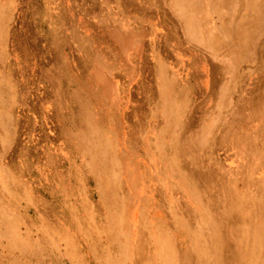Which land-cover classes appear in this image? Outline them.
I'll return each instance as SVG.
<instances>
[{
    "label": "rangeland",
    "instance_id": "rangeland-1",
    "mask_svg": "<svg viewBox=\"0 0 264 264\" xmlns=\"http://www.w3.org/2000/svg\"><path fill=\"white\" fill-rule=\"evenodd\" d=\"M197 2L0 0V264H130L152 187L264 264V0Z\"/></svg>",
    "mask_w": 264,
    "mask_h": 264
},
{
    "label": "bare ground",
    "instance_id": "bare-ground-1",
    "mask_svg": "<svg viewBox=\"0 0 264 264\" xmlns=\"http://www.w3.org/2000/svg\"><path fill=\"white\" fill-rule=\"evenodd\" d=\"M179 21H181V24H183L181 19ZM183 22H187L188 24L186 26L184 24L181 25L182 28H185L183 31L189 32L188 26L190 24V20L185 19ZM240 22L243 21L241 20ZM245 22L247 23L246 19ZM231 25H234L233 27L236 28L238 27L239 24L238 22H235L234 24L231 23ZM192 41L193 40L191 39V42ZM149 179L151 180V182L154 181L152 176H150ZM150 193H151V201H149L147 207H144L146 209V216L143 218V215L140 214L138 217L137 225L131 227L130 235L132 236L133 239L130 240L129 242L130 245H132V247L130 246L131 253L128 257V263L130 264H187V263L188 264H221L222 262L226 261L225 255L217 254L216 247L213 246L210 237H205L200 233L199 230H201V227L198 223L195 225L193 236L189 235L188 222H190L191 219L197 220L195 214L190 213L189 209L185 208L184 215L186 216L187 220L185 219V220L176 221L175 216H172L171 213H169V211L167 210L165 211L164 206L162 205L164 204L165 201L161 202L160 205L158 204L157 197L160 195V192L152 187V191ZM184 196L190 199L191 203L196 206L197 212H199L200 209H198V207H200L201 204L199 198L189 190H186ZM151 210H154L156 214L155 218L150 217ZM175 224L179 226V230L178 228L174 229ZM170 228H172V230L173 229L176 231L178 230L180 237V239H177V241H179L178 245L184 244L187 241V245H188L187 253H183L182 251L177 252L175 249H173L174 246L172 247V245H170L171 243L169 239H167V234L173 232L172 230L169 232ZM207 247L209 248L208 250L206 251L201 250L202 248H207ZM246 254L249 256L250 263H252L255 259H259L258 257L259 254L256 251L247 250ZM246 261L248 263L247 259Z\"/></svg>",
    "mask_w": 264,
    "mask_h": 264
},
{
    "label": "crops",
    "instance_id": "crops-1",
    "mask_svg": "<svg viewBox=\"0 0 264 264\" xmlns=\"http://www.w3.org/2000/svg\"><path fill=\"white\" fill-rule=\"evenodd\" d=\"M207 0H198V4H196L197 6H199V7H201V5L202 4H204V2H206ZM208 2H211V3H213V2H215V0H208ZM206 23V22H205ZM204 26V28H205V25H202V27ZM214 28L216 29V31H217V28L218 27H216V24H214ZM220 28H221V26H220ZM203 29V28H202ZM231 29L232 30H236V32H238L237 31V28H234V27H231ZM218 34H220V30H219V32H214V33H212L211 35H213V36H215V37H218L217 35ZM230 34H232V33H230ZM207 35V33H202V32H199V36H201V37H205ZM234 35V34H233ZM226 36H227V34H226ZM206 38V37H205ZM216 42V41H215ZM216 43H218V42H216ZM220 124V122H219V120L216 122V126L215 127H217V125H219Z\"/></svg>",
    "mask_w": 264,
    "mask_h": 264
}]
</instances>
